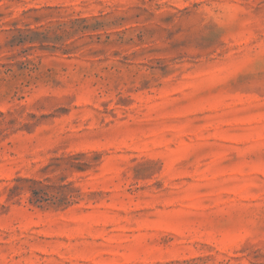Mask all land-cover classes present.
<instances>
[{
  "label": "rangeland",
  "instance_id": "obj_1",
  "mask_svg": "<svg viewBox=\"0 0 264 264\" xmlns=\"http://www.w3.org/2000/svg\"><path fill=\"white\" fill-rule=\"evenodd\" d=\"M0 264H264V0H0Z\"/></svg>",
  "mask_w": 264,
  "mask_h": 264
},
{
  "label": "trees",
  "instance_id": "obj_2",
  "mask_svg": "<svg viewBox=\"0 0 264 264\" xmlns=\"http://www.w3.org/2000/svg\"><path fill=\"white\" fill-rule=\"evenodd\" d=\"M79 156L85 158V154H79ZM75 159V158H72ZM69 167L78 171L85 170V167L88 166L87 163H68ZM19 179L18 181H21ZM26 182L32 184L30 187L31 198L30 202L34 205L41 206L46 203L55 207H69L73 205L80 197V190L72 186L73 184L67 185H49L44 181H39L35 179H27ZM21 190V187L16 185L11 189L12 195L18 193Z\"/></svg>",
  "mask_w": 264,
  "mask_h": 264
}]
</instances>
